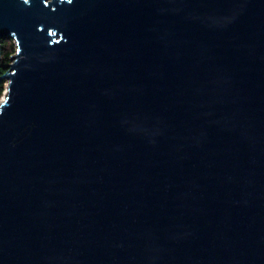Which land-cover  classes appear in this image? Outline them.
Instances as JSON below:
<instances>
[{"label":"water","instance_id":"1","mask_svg":"<svg viewBox=\"0 0 264 264\" xmlns=\"http://www.w3.org/2000/svg\"><path fill=\"white\" fill-rule=\"evenodd\" d=\"M6 36L0 264H264V0H0Z\"/></svg>","mask_w":264,"mask_h":264},{"label":"trees","instance_id":"2","mask_svg":"<svg viewBox=\"0 0 264 264\" xmlns=\"http://www.w3.org/2000/svg\"><path fill=\"white\" fill-rule=\"evenodd\" d=\"M1 57H0V97L5 91L7 80L3 74L7 71V64L11 60V55L16 50V43L10 36L3 37L0 40Z\"/></svg>","mask_w":264,"mask_h":264},{"label":"rangeland","instance_id":"3","mask_svg":"<svg viewBox=\"0 0 264 264\" xmlns=\"http://www.w3.org/2000/svg\"><path fill=\"white\" fill-rule=\"evenodd\" d=\"M14 54V53H13ZM12 56V55H11ZM11 58V57H10ZM10 62H11V60H10ZM5 91H6V88H5ZM5 91H4V93H5ZM4 93L2 94V96L0 97V100L3 98V96H4Z\"/></svg>","mask_w":264,"mask_h":264}]
</instances>
